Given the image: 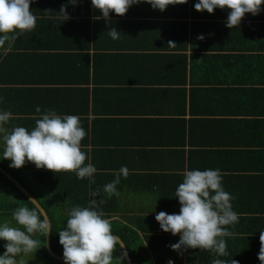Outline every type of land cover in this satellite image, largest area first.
Wrapping results in <instances>:
<instances>
[{
  "label": "crops",
  "instance_id": "0c3cea01",
  "mask_svg": "<svg viewBox=\"0 0 264 264\" xmlns=\"http://www.w3.org/2000/svg\"><path fill=\"white\" fill-rule=\"evenodd\" d=\"M194 1L169 5L162 12L140 3L122 16L110 12L106 22L90 0H32L29 9L36 18L35 27L0 47V110L12 114L6 127H34L40 115L35 111L37 106L41 112L53 109L58 115H77L87 133L81 140L85 163H92L97 172L94 183L81 179L83 182L76 184L74 172L54 173L26 162L19 174L30 184V190L16 180L47 217V211H58L65 220L67 208L87 206L92 198L90 191H98L94 199L107 219L117 227L127 225L135 230L145 250L160 248L155 243L159 238L170 240L161 245L170 250V255L173 250L169 245L178 241L179 234L163 232L155 215L179 212L175 189L185 170L219 169L225 191L234 196L231 207L238 221L225 226L228 234L222 238L226 255L218 258L226 264L232 260L260 264L259 236L264 231V69L253 70L252 80H259L256 85H260L251 87H259V93L253 96L247 82H242L246 89L241 91H228L229 84L222 82L182 84L179 75L170 77L155 66L160 61L153 54L173 53L166 32L172 21H185L188 26L194 22L195 32L196 28L204 32L207 50L194 53L208 55L212 69L217 67L215 58H219L218 65L225 64V56H262L264 4L258 14L246 13L240 25L229 29L225 26L229 9L217 8L211 14L195 10L192 15L189 9ZM97 16L101 18L95 19ZM111 28L120 31L118 39L109 36ZM186 51L189 57L191 50ZM205 61L194 57L192 62L200 68ZM222 69L232 72L229 65ZM239 70L246 72L244 68L235 72ZM189 85L198 88L199 94L191 101L186 96L182 102L179 89ZM207 89L210 92L203 94ZM122 165L128 168L127 178L121 177L116 185L118 195L109 197L103 186L114 179ZM36 174L46 175L42 177L44 183L33 181ZM61 184L77 185L80 193L69 197L64 194L66 189L59 190ZM43 185L57 187L56 195L44 192ZM6 197V201L16 199L10 191ZM56 201L62 203V211ZM14 209L0 206V222L15 226L11 218ZM39 236L34 234L33 238L38 241L43 264H56L46 249L45 236L44 244ZM4 243L0 241V253ZM174 253L180 264H187L186 255H192L190 260L197 264H211L217 258L202 249ZM24 257H18L17 264H23ZM151 263L155 264L152 259Z\"/></svg>",
  "mask_w": 264,
  "mask_h": 264
},
{
  "label": "clouds",
  "instance_id": "9594fccd",
  "mask_svg": "<svg viewBox=\"0 0 264 264\" xmlns=\"http://www.w3.org/2000/svg\"><path fill=\"white\" fill-rule=\"evenodd\" d=\"M32 0H0V47L6 41H14L35 27V16L29 9ZM94 9L99 10L107 22L110 12L124 15L128 8L147 3L154 10L164 11L169 5L185 4L187 0H90ZM264 0H197L196 11L213 13L214 9H229L225 26L232 29L240 25L246 13L256 15L261 11ZM100 16L95 19H100ZM112 39H118L120 31H108ZM202 39L203 37H198ZM171 44V42H169ZM2 99V98H0ZM39 118L35 126L26 129L6 126L12 114L0 110V160L10 161L9 167L19 169L26 162L37 169L44 168L54 173L74 172L77 179H88L94 183L97 172L92 163H85L86 155L81 151V140L86 133L77 115H58L53 109L41 112L35 108ZM128 168L122 165L111 182L103 186L109 196L118 195L116 185L121 177L127 178ZM98 191H90L92 197L87 206H73L67 212L66 223L58 231V243L62 245L64 264H112L113 252L124 247L118 236L111 230V221L97 210ZM175 198L180 205L178 213L158 212L155 220L159 228L172 235L179 234L176 243L169 245L173 251L187 249L209 250L216 254L211 264H226L218 257L226 255L225 226L238 221L232 210V194L225 191L219 169L185 170L182 182L175 189ZM32 205L20 206L12 211L15 226L8 221L0 222V241L4 251L0 253V264H17V258L36 251L38 241L34 234L45 236L52 230V224L35 199L28 200ZM258 260L264 264V231H260ZM127 256L122 252L120 259ZM57 264V263H56ZM167 264H173L169 260ZM231 264H237L232 260Z\"/></svg>",
  "mask_w": 264,
  "mask_h": 264
},
{
  "label": "trees",
  "instance_id": "16d2710c",
  "mask_svg": "<svg viewBox=\"0 0 264 264\" xmlns=\"http://www.w3.org/2000/svg\"><path fill=\"white\" fill-rule=\"evenodd\" d=\"M194 3H196V1H194ZM193 3V5H194ZM195 11L194 7L191 6L189 9V12L192 13ZM200 15V14H199ZM202 16H200L201 18ZM174 23L170 24L171 22H169L168 24L169 28L168 32L169 34H166V36L168 37V40L171 42L172 44V52L173 53H155L153 54V56L157 57L159 59L160 62L157 63V65H155L162 73H164L163 71H167L168 76L172 77V76H177L179 75L181 79L182 84H186L187 81L191 82V83H196V84H205V83H218V82H222V84H229L230 88H228V91H241L244 90L246 88L243 87L242 82L245 84V82L249 83L250 85V94H253V96L257 95L259 93V87H254L251 89V87L253 86H260V85H256L258 84L257 79L252 80V76L254 71H259V69L262 67L264 69V55H255V57H250V58H244V57H234L233 55L231 56H225V64L223 62H220L218 65L216 64V61L219 58H215L213 60V63L215 64V68H210V65L212 63H210V59H208V55H197L194 52H196L197 50H207L205 48V46H207V42L205 41V39H200L198 38L199 36L203 37V31L201 28H199V30L196 28V32L193 29L194 27V22H191L190 25L188 26V23L185 21L182 22H177V21H172ZM199 27V26H198ZM208 47V46H207ZM191 50V54L189 53V57L188 54L186 53L188 50ZM170 54V55H169ZM194 57H200V58H204L206 61L204 62V64L198 68L195 67L193 65V60ZM229 59V63H227L228 58ZM188 59L190 60L188 62ZM229 65V67H231L232 72H224L223 71V67ZM240 68V69H245L246 72H240V70L238 72H235V69ZM198 71V73L195 75L194 71ZM254 70V71H253ZM221 71V73L219 75H217L219 72ZM223 71V72H222ZM181 74V75H180ZM195 75V77H194ZM194 77V78H193ZM225 78V80H224ZM171 79V78H170ZM230 79V80H229ZM228 82V83H224V82ZM240 84V86L238 85ZM181 92V97H182V102L185 101L186 96H188L189 101H191L193 99V97L196 96V94L198 93V91H200L198 88H195L193 85H189L188 87H180L179 89ZM204 90V89H203ZM202 90V91H203ZM206 90V89H205ZM210 92L209 89H207V92L203 91L204 93H208ZM199 94V93H198ZM197 94V96H198ZM222 106V104H220ZM85 129V128H84ZM87 137V133L85 135ZM10 161L8 160H0V166L3 167L5 170H7V172H9L15 179H17L22 185H24L27 189L30 190V184L27 183L19 174V169H15V168H10L9 165ZM46 176V175H42V174H36L33 181L37 182L38 184L40 183H44L42 182V177ZM87 181V180H85ZM83 180L81 179H77L76 178V184L78 183H82ZM53 184V182H52ZM40 186V185H39ZM53 186V185H52ZM52 186L49 185H43L41 186V189L50 194L55 196L56 192H54V189H57V187L52 188ZM66 189L64 191V194H67L70 196H74L73 194L76 193L77 195L80 193V187H78L77 185H66V184H61L59 187V190H63ZM75 189L74 192H72V190ZM13 192L14 196L16 197V199H14L13 201H6L5 199H7V195H9V191ZM82 190H85V187H82ZM81 190V191H82ZM59 194V193H57ZM11 198V197H10ZM63 199V198H61ZM58 207H61L62 211V203H60L59 201H56ZM86 203L83 204V207H85ZM3 205H10L11 209L20 207L21 205L23 206H27L29 208L32 207V205L30 204V202L28 201V199L15 187V185L8 179L6 178L3 174L0 173V206ZM70 208H67V210ZM104 211L106 210L105 208H102ZM65 209V211H67ZM98 211H101V209L99 207H97ZM64 211V212H65ZM102 212V211H101ZM106 212V211H105ZM103 213V212H102ZM48 214V218L49 221L52 224V230L50 231V235H49V244L50 247L53 251H55L58 254L62 255V245H60L58 243V231H60L63 228V222L66 220L62 218V216H60L58 214V211H56L55 213L53 212H49L47 211ZM63 214V213H62ZM104 217L107 218V216L103 213ZM67 217V216H66ZM111 221V230L113 232L114 235H117L118 237H120L122 239V241L124 242L127 250H128V254L129 257L131 259L132 264H152L151 263V259L155 264H167V262L169 260L173 261V264H180L176 259L175 256V251H171L172 253L170 255H168V253L170 252V250L168 249H164L161 247V245L167 244L170 242V240L168 239H160V241H156L155 243L160 247L158 249H153L150 248L149 250H145L144 248H142V240L139 237V235L136 234L135 230H133L132 228H129L127 225L126 226H119L117 227L116 223H113L112 220ZM40 241L42 242V244H44V236L40 234L39 236ZM157 239V238H154ZM154 245V244H153ZM151 245V246H153ZM43 253L45 255V257L51 261H53V259L48 255V253L46 252L45 249H43ZM122 253V250L119 249V246H117V248L114 250L113 252V261L112 264H126L125 263V259L122 261L119 257ZM200 256V255H199ZM198 256V257H199ZM186 260H187V264H197L195 262H192L190 259L193 257L192 255H186Z\"/></svg>",
  "mask_w": 264,
  "mask_h": 264
},
{
  "label": "water",
  "instance_id": "95a60500",
  "mask_svg": "<svg viewBox=\"0 0 264 264\" xmlns=\"http://www.w3.org/2000/svg\"><path fill=\"white\" fill-rule=\"evenodd\" d=\"M0 173L3 174L6 178H8L28 199H34L30 193H28L25 188L9 173L7 172L4 168H2L0 166ZM40 208L43 210V208L40 206ZM44 211V210H43ZM45 213V211H44ZM46 214V213H45ZM48 236H49V233H47L45 235V244H46V249L49 253V255L56 261V263H60V264H64V260H63V256L60 255V254H57L55 252H53L50 247L48 246L49 245V241H48ZM120 239V238H119ZM121 240V239H120ZM121 242L123 243V241L121 240ZM124 244V243H123ZM122 252H126L127 253V256L124 258L125 259V263L126 264H132L131 263V259L129 257V254H128V250L124 244V247L121 249Z\"/></svg>",
  "mask_w": 264,
  "mask_h": 264
},
{
  "label": "rangeland",
  "instance_id": "374dc122",
  "mask_svg": "<svg viewBox=\"0 0 264 264\" xmlns=\"http://www.w3.org/2000/svg\"><path fill=\"white\" fill-rule=\"evenodd\" d=\"M24 257V263L23 264H43V255L42 258L39 255V251H33V253H30L28 255H23ZM23 261V260H22Z\"/></svg>",
  "mask_w": 264,
  "mask_h": 264
},
{
  "label": "built area",
  "instance_id": "2783aa9c",
  "mask_svg": "<svg viewBox=\"0 0 264 264\" xmlns=\"http://www.w3.org/2000/svg\"><path fill=\"white\" fill-rule=\"evenodd\" d=\"M57 264H60V263H57Z\"/></svg>",
  "mask_w": 264,
  "mask_h": 264
}]
</instances>
